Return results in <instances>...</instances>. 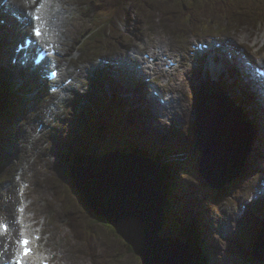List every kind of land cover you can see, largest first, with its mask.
Instances as JSON below:
<instances>
[{
	"label": "rangeland",
	"instance_id": "rangeland-1",
	"mask_svg": "<svg viewBox=\"0 0 264 264\" xmlns=\"http://www.w3.org/2000/svg\"><path fill=\"white\" fill-rule=\"evenodd\" d=\"M255 1L261 2V0ZM77 2L78 3L76 4V6L73 7L72 11L70 12V18L67 23L68 40L64 42L60 50V53L64 57L59 59V61L61 62L70 61L71 64L75 62V60L77 59V55H85L90 60L92 59V63H94L95 61L93 60L94 57H97L96 61H98V58H102L104 61L113 63L115 62L114 59H117L114 58L116 55H120L121 51L125 52L130 50L133 42L138 40L139 38L142 39L145 44V47L143 49V57L147 54L148 58L144 57V59L145 61L151 62V59L155 57L153 55L151 47L156 44L155 33L152 27H156L159 34H162L167 38L172 39L173 41H179L182 40V38L179 35H175L172 32V29H175L176 31H185L191 29L192 27L198 26V24L192 25V23L189 21L190 19L198 20L203 16L211 17L213 16L212 12L217 13L218 9L221 12H226L232 11V8L234 7H228L232 0H224V2H221L220 6L218 5V2L215 5H212L210 0L202 1V4L199 3L194 10H191L192 4H195L194 0H135L133 2L127 0H99L98 2H94V0H77ZM241 6L246 10L250 9V7L247 5ZM218 13L220 14L219 11ZM250 15H258V12L251 11ZM207 20H209V18H207L205 21L207 22ZM13 30L14 27H12V31ZM232 32L235 33L237 32V30H234ZM195 33L204 34L205 32L194 31V33L190 34L186 38ZM15 39H17V35L11 34L6 40L3 39L4 42L0 40V65L6 66L9 64V62L6 60L5 51L11 49V47L9 46L10 42ZM114 52H116L117 54H113ZM167 52L168 58L163 62H158V66L152 73V76L135 77L143 81V83L148 88L147 92H149L150 88L146 83L147 79L153 83L156 89L162 90L164 95L170 92L178 100V105L173 106L174 108L169 107L163 109V113L160 114V116L157 114H154L153 116L149 113L148 119H146L145 122L147 126L152 129H155L156 125L160 126V129L158 130V136L160 137L162 135L161 131H163V135L161 136L162 140L172 139V136L171 134H169L168 130L176 127L177 133H180L182 135V138L185 142V147L181 159H183L185 155L191 153L194 155L195 162L200 168V161L203 156L201 150L195 147V90H197L199 93L204 92L206 86L208 85L207 76L203 73H196L192 75V82L197 83L196 89L192 87L190 81L186 79L185 75L182 72L178 71V65L173 68L171 67L170 71H174L173 74L176 75L175 77H172L170 72H166L168 71L167 66L169 65V62H171L170 60H174L176 62L177 59L175 58L178 55L173 50H167ZM204 63L198 66L197 69L205 68L207 74V65L206 63ZM209 64H214V62L210 61ZM218 64L221 65L220 62ZM123 67V69L128 70V66L126 63L123 64ZM13 68L17 71L19 70L16 65ZM2 69L6 70L4 68ZM110 69L113 70L112 67L104 68L102 66L98 73L100 74L101 72ZM8 73L10 74V72ZM95 80L99 81L98 78L89 80L87 76V84H90ZM73 82L74 85L73 87H71V93L64 101L66 105V112L63 113V111H61L58 115L51 117L50 121L46 123L45 132H49V138L47 137V135L44 137L43 134L38 138L32 139L35 146H38L41 143L45 144V147L40 150V152H42V158L38 165L42 167V162L44 159L46 161L45 166H48V169L46 170V172H44L41 167H37L39 168L41 173L39 174V177H35L34 190L32 191L30 188H27V190L22 194H24L28 203L37 208L40 218L48 220L51 219V226L53 229L52 232H54L55 238L57 240L56 242L50 240V245L55 246L57 251L60 253L61 245L58 244L60 242L65 243L67 246V251L70 254L72 264H144L143 260H141L142 258L138 254H136V256L132 253V255L128 254L127 246H125L117 238L112 236V234L108 232L102 224L94 223L89 219L87 207L81 200L82 197L73 188V180L70 171L71 165L74 164L75 167H78V164L83 162V160H77L76 156L89 155L92 157L104 158L108 153L93 155L88 153L86 149L82 148L81 150L76 151L77 154L71 155L67 154L66 149V154L68 156L66 159H64L62 158L64 150L61 151L60 155H58L60 152L58 149H56V152L58 154L54 156L55 150L53 149V147H55V142L58 143V140L55 136L58 134L69 142H75L78 135L80 136L84 132V130L82 129V124L85 123L90 117L89 114L85 113L86 107H88L86 104L82 102L84 108L78 106V102L86 98L84 96L87 95L89 85L86 84L85 90H78L74 86H77L79 82ZM28 83L31 84V82ZM42 95L44 94L42 93L36 99L33 107L26 111L31 113V115H29L24 120H21L19 117H17L14 121H11L8 125L9 131L3 132L0 129V139L4 143L6 141L9 147H0V158L3 161H6L4 152L6 153V151H9L14 155V152L16 151V149H14V144H17V146L19 147V143L12 140L14 134L11 131H15L17 126L21 125V130H19L18 134H16L15 136V138L18 137L21 139L24 134H27V136L29 137V132L32 131V125L30 124V121L36 124L35 129L38 128L37 125L40 124V122H37L36 119L39 118L40 112L37 109V102ZM57 96L58 95H55V97ZM147 96H151L150 93H148ZM102 99L110 100L111 98L105 95ZM46 100L48 99L42 98L41 102L43 103ZM152 104L157 105V102L153 101ZM68 109H70L71 112H69ZM167 111H172L175 117L164 116L166 115ZM104 112L114 113L116 111L115 109L111 108L105 110ZM23 115L26 114L24 113ZM258 118L259 117H256L259 128L258 130H254V135L260 134L261 138V132L263 130L262 122H260ZM18 119L20 120L18 121ZM243 121L245 122L244 119ZM129 125L134 130V132H136L135 126L131 123ZM187 127L188 134L185 135L183 133V130L186 131ZM235 129L241 135V143L244 149L245 131L242 128ZM90 137L96 138V136L94 135H90ZM97 138L100 139L99 136H97ZM180 140L183 141L182 139ZM256 140L259 141V138H256ZM178 141L179 139H177L175 142ZM132 142L138 141L133 140ZM99 145V140H97L95 143L91 142V144H89L87 148L92 147L95 151H100V149L98 148ZM158 145L161 146V148H173V145L171 143H168L167 145L159 143ZM134 149L137 148L132 147L133 151ZM35 150H37V147H35ZM153 150L154 146L150 147V152H152ZM222 150L219 154H216L213 149L212 161L206 162L208 164V169L206 170L209 174L208 181L211 178L212 185H215V187L218 188L221 193H224L223 189L225 191H228L226 189L227 184L234 185V190L232 191V194L228 196V199L224 201H216V199L213 200L210 197L209 209L212 211V214L209 215V218L212 217L213 225H208L207 231L212 232L214 238L211 240L212 243L210 241H207L208 237H204V235L201 234L203 233V230H200L198 235L199 240H206L208 251L210 252V255L207 253L206 264H212L209 260L211 255L213 256V264H259L257 261V256H252L249 253L250 243L244 245L239 240L241 226L240 220H242L246 213L243 212V216L239 217V205L232 204L231 202L244 201V205L246 206L244 211L247 209L246 202L248 201V198H245L244 195H241L240 190L242 187H246V190L249 192L253 188L256 183L257 175L261 173L264 159L259 168H256L251 172L246 171L242 173L246 174L248 178L242 177L241 174L235 180H229L225 184L220 185V182L218 181V177L216 175H220L222 179L228 178L221 170ZM18 151L19 157L23 158L20 148H18ZM112 152H117L120 154L123 153L121 151ZM249 152L252 155L256 154L254 153L255 148L249 149ZM132 155L136 156L139 155V153L135 152L132 153ZM17 159L18 156H16L15 161ZM27 162L30 163L26 164L23 158L20 165L24 167H32L33 164L31 163L35 164V162L31 159H28ZM159 163L161 165L165 164L172 166L174 160L172 157L166 154L161 156V161ZM12 165L13 163L11 162L6 164L5 172H7L12 167ZM149 166L151 169H153L152 165ZM179 166H181V164L178 161L176 163L175 170ZM225 169L227 171H231L228 165L225 166ZM172 170L174 172L173 168ZM69 172L70 174L68 175ZM173 172H170V182H172L173 180ZM2 176L3 175L0 174V178ZM192 180L198 183L193 176ZM257 182L262 183L260 181ZM236 183L242 184L235 188ZM62 188L64 189V194L67 196L68 206L70 207L71 205H73L76 210L68 212L66 208H62L61 203L58 199L60 190ZM208 188L209 184L207 183L206 188L204 189L205 193ZM217 197L221 199L220 194ZM31 201H34V203H32ZM255 203L256 202L253 201L248 204L252 206ZM173 204L177 206L176 202H174ZM241 205L243 206V204ZM199 206L200 203L198 202L197 207ZM75 214L78 215V219H75L73 216H71ZM165 222L166 223L164 224V228L161 230V237L167 236V233H169V231H173V227H175V224L169 220L168 214L166 215ZM192 224H194V222ZM249 227L250 225H247L246 228ZM44 228L46 233L48 234L49 226L44 225ZM73 228H77V230L75 231L73 230ZM83 230H85L84 232L89 236L91 240V251L93 253H90L88 246L80 238L77 237V235L81 234ZM90 230L93 231L89 232ZM178 230L179 228L176 227L174 233L179 238L184 239L183 232L179 230L178 233ZM242 233L245 232L243 231ZM248 235L249 233L246 235V237ZM213 248H217L218 251H214ZM125 251L128 255H124ZM195 253L199 257L200 254L196 251ZM186 255L188 256L189 254ZM163 260L154 259L152 263L160 264ZM170 260L172 264V260H174V258L170 257ZM195 262L196 264H203L199 261Z\"/></svg>",
	"mask_w": 264,
	"mask_h": 264
},
{
	"label": "bare ground",
	"instance_id": "bare-ground-1",
	"mask_svg": "<svg viewBox=\"0 0 264 264\" xmlns=\"http://www.w3.org/2000/svg\"><path fill=\"white\" fill-rule=\"evenodd\" d=\"M130 1L133 2L135 0ZM22 2L24 4V8L28 10L31 0H22ZM22 2L21 0H7L6 3L3 4V1L0 0V40H6L11 34L17 35V39L10 42L9 46L11 47V49L5 51L6 60L9 62V64L6 66L0 65V129L3 132L8 131L7 123L10 120H14L19 115L20 111L32 108L39 94L41 95L42 93L45 95V98L50 101L49 104H45V107L48 110L50 116L49 121L52 116L57 115L59 109H61L63 113L66 112V105L64 101L68 97V93L65 92L63 96L60 95L59 97H55L49 94V89L53 91V86L52 81L47 78V75L49 74V72H46L47 68L45 67L44 69H46V71L43 69V72L41 73L39 72V67L33 68L31 61L28 63V65L20 64V61L24 60L23 49L19 50V53H16V49L20 48V46L18 47L17 43L23 40L22 38L26 36L27 32L30 31L31 34L34 25L38 23L35 22L33 18H31L29 21L25 20L23 23L18 22L19 25L17 27L13 26L14 22L16 21L15 11L17 10V12H21L23 7ZM210 2L212 3V5H215L218 0H210ZM77 3V0L43 1V12L45 15V19L49 23H47L44 18L43 20L46 22V26H49L51 28L49 31V36L52 40H55L59 43H62V41H64L63 37L65 36L64 24L66 22V15ZM199 3L202 4V2L195 1V4H192L191 6V10L196 9V6H198ZM234 5H247L253 12H258V15H249V17H241L238 19H233L231 17L214 18L213 16H203L198 20L190 19L189 21L192 23V25L198 24V26L192 27L191 29L185 31H176L175 29H172V32L175 35H179L182 38V40L179 41H173L172 39L160 34L165 38L166 43L178 46L181 50L185 52L188 51L193 55L207 52H201L204 44L215 45V51L208 52L203 58L208 65L207 78L212 82V85L214 87L213 90L215 92L217 91L228 101L230 109L232 110L231 125L233 143L230 148H223L224 157L222 163L223 165L221 167L222 172L231 180H235L238 177L236 171L234 170V167L238 168L239 174L243 173L242 171L244 170H254L259 167L260 162L264 156V87L261 79H259L254 73V68L247 75L244 72V68L249 66L247 65V63L249 62L251 66L254 65L250 61L258 52H261L264 49V38L260 37L261 34H264V9H262L264 5L263 0H261V2H257L255 0H232L228 7ZM218 11L221 13L219 9ZM207 18H209V20H207L206 22L205 20ZM231 24L234 25V30H237V32L225 33V28L227 26H231ZM12 27L16 29L12 31ZM194 31H203L205 33H195L186 38L190 34L194 33ZM39 44L43 48L45 47L44 37L43 40L39 42ZM161 46L166 48L164 44H162ZM132 50L136 54L135 57L128 55L123 56L125 60H131V64H128L130 68L127 70V74L121 73V68L123 69V64H125L123 63L120 64L119 67L107 66L110 64L103 66L104 68L114 67L117 72H119V74L108 73L104 75V73L102 72L99 75L98 72L102 67L100 58H98V61H96L97 57H94L93 60L95 61L93 64L92 59L90 60L88 57L82 56L81 61L84 62L85 65H89V69L86 70V74L81 83V87L87 84V76L93 77L96 74L98 77L101 76L102 79L101 88L98 91L94 92L92 96L86 97L81 101L88 106L86 107V112L90 115V117L93 115H99V120L102 123L110 124V122L113 121V129L106 128V134L103 138H97L98 135H94L96 136V138H93L90 137V133L98 132L100 130V126L96 123L89 122L83 129L84 132L80 136L78 135L76 141L67 144L66 147L75 151L81 150L82 148L88 150L89 148H87V146L91 144V142L95 143L97 140H99L100 145L98 146V148L100 149V154H107L104 150L108 147H111L113 149L121 150L128 156L132 155V153L137 152L140 156L151 160L153 162L152 164L155 166V170L157 172H160L162 178V194L164 200V207L162 205V216H164V222L162 228H160L159 230L161 232V230L164 228V224L166 223L165 218L167 215V202L164 191V178L161 172V164L159 162L161 161V156L166 154L172 157L174 162L178 161L181 157L184 143L180 140V138H177L179 139L178 142H175L177 139L160 140L158 136V130L160 129V126L156 125L155 129L147 126L145 122L147 119L146 107L148 106L152 110L154 105L150 103V100L142 97L138 85L134 82L133 78L128 75L131 74L136 76L137 74L138 76L142 77L147 76L143 74L139 68L134 66L144 63L143 59L141 58V46L137 43ZM33 51V47L27 50L28 55H31ZM209 53H212V55L209 56ZM15 58L17 60L16 62ZM214 59H218L223 67L219 66L217 63L209 64V62L213 61ZM259 60L261 64H264V53L259 58ZM118 61L120 60L118 59ZM197 61L198 63H204L202 58H198ZM15 65L18 67V71L13 68ZM42 65L47 66L46 59L42 61ZM173 67L174 66H172V68ZM2 68L6 70H3ZM155 69L156 68L154 67L153 71H155ZM247 69L250 70L251 68L248 67ZM8 72H10V74ZM44 72H46V75L43 78L41 76L44 74ZM68 73L74 77H78L79 75V73L74 72V70H68ZM28 82H31V84H29ZM149 87L153 88L154 86L151 84L149 85ZM209 92L210 90L206 89L203 94H207ZM105 95L109 96L111 99L103 100L102 98ZM152 97L156 98L157 96L153 95ZM111 108L115 109L116 112H104L105 110ZM68 110L69 112H71L70 109ZM170 114L171 111H167L166 115L164 116H168ZM109 116H113L114 120H110ZM256 117H259L258 120L262 122L263 130L261 132V138L260 134L254 135V130H258L259 128ZM44 119L46 120V118ZM243 119L245 120V122L243 121ZM130 123L135 126L136 132H134V130L130 127ZM31 125V128L35 129L36 125ZM227 127H229V125L226 123L224 128ZM235 128H242L245 131L244 149L241 143V135ZM161 132L163 133V131ZM28 138L32 140L34 137L29 133ZM256 138H259V141H257ZM133 140L138 141L139 144L146 147H150L148 145H153L154 150L152 152L140 150L135 146L134 143H132ZM159 143L164 145L171 143L173 145V148H161V146L158 145ZM58 144H61V141L58 140ZM14 145V149H16L14 155L12 152L6 151V153L4 152L6 161H3L0 158V174L3 175L0 178V187L11 189V186H16L19 184L17 187V190L19 191L21 187L20 185L24 182L23 177L21 176L17 180L12 176V174H10L9 172H5L2 166L3 164H8L10 162L13 164H20L22 162L23 158L19 157L18 147L16 144ZM0 147L9 148L7 142L5 141L4 143L3 141H1V139ZM132 147L137 149H134L133 151ZM206 148L208 150V158H206L205 160L206 162H211V146L210 149L209 147ZM253 148H255L254 153H256L254 155L249 152V149ZM59 152L61 154V150H59ZM64 154H66V149H64L63 155ZM16 156H18L20 159L18 163L15 161ZM41 158L42 157L39 156L34 162H37L39 164ZM227 165L231 169V171H227L225 169V166ZM216 176L218 177L219 175ZM159 180L161 181V179ZM72 184L74 185V183ZM171 184L172 206H175L173 203L176 202L177 206L179 207L178 209V207L175 206V208H172V210L176 212L179 217L183 219L185 225H187L194 218V215L190 213V205L193 204V206L197 208L198 197L193 196L192 193L194 190L192 189L186 188L184 191H180L178 189L174 172L173 180L172 182H170L169 186H171ZM226 189L228 191H225L223 189L224 200H227L228 196L232 194L234 185L227 184ZM260 189L264 190V186H260ZM244 192H246V187L241 188L240 194L243 195ZM31 202L34 203V201ZM17 203H20V207L22 210L18 211L15 209V205ZM231 203L236 205V201ZM9 207L10 208L5 213L4 222L6 224H8L6 214L9 212L11 214V222L14 221L15 225L18 227L23 226L24 233H29L32 230V235L35 239L32 243L40 244L44 238L47 243H50V238L45 231L44 225L40 221L34 219V217L32 216L33 210L29 208V204L23 196L21 199V197L15 195ZM91 210H93L96 216L102 217L98 215L93 208H91ZM170 214L171 213H168V218L171 219ZM109 222L111 223V221ZM248 225H250V227L244 230L245 233H241L239 240L244 245L250 243L249 253L252 256H257V261L259 264H264V203L258 209L252 212ZM1 230H3V228L0 226V231ZM92 231L93 230H90L89 232ZM170 232L171 231L167 233V236H163V238L170 241L186 244L188 248H191L194 254L195 261L206 264V240L203 241V247H200L197 244L194 246L189 241H187L185 237L184 239H181L178 236L170 234ZM248 233L249 235L246 237ZM84 236H86V239L83 242L88 246L90 253H93L91 251V240L89 236L86 233L84 234ZM10 240L13 243H16L17 241L15 238L11 239L10 236H7L5 239L0 238V242H4L7 245H11L9 243ZM11 246L12 247L8 249L3 248L5 253L10 251L11 249H14L9 254L11 256L10 259H3L2 254H0V264L9 263V260H14L15 264H17V261L20 262L23 260L22 251H20V249L14 244H12ZM194 250L199 254H203L204 250L206 253L205 261H200L198 255H196ZM44 254H46L45 251ZM50 260H52V264H60L61 259H53L50 256ZM33 261L35 264H40L37 260ZM49 262L50 261H47V263Z\"/></svg>",
	"mask_w": 264,
	"mask_h": 264
},
{
	"label": "water",
	"instance_id": "water-1",
	"mask_svg": "<svg viewBox=\"0 0 264 264\" xmlns=\"http://www.w3.org/2000/svg\"><path fill=\"white\" fill-rule=\"evenodd\" d=\"M196 114V147L203 156L200 171L208 180L206 147L210 149L213 145L214 152L219 154L225 146H232V110L224 98L211 99L202 94L196 100ZM226 123L229 127L224 128ZM76 159L83 162L78 167L71 166L75 190L98 215L111 221L144 264H153L154 259H164L160 264H171L170 257L174 258L172 264H196L186 244L161 237L162 178L151 160L123 153H112L104 158L77 155ZM234 170L239 176L238 168ZM218 180L223 185L231 179H222L219 175ZM209 181L211 183V178Z\"/></svg>",
	"mask_w": 264,
	"mask_h": 264
},
{
	"label": "trees",
	"instance_id": "trees-1",
	"mask_svg": "<svg viewBox=\"0 0 264 264\" xmlns=\"http://www.w3.org/2000/svg\"><path fill=\"white\" fill-rule=\"evenodd\" d=\"M195 1H199V2H202V1H206V0H195ZM222 1H224V0H218V5L220 6L221 5V2ZM132 143H134L135 144V146L137 147V148H139L140 150H143V151H146V152H150V147H153V146H150V147H146V146H144V145H141V144H139L138 142H132ZM145 153V152H144ZM59 155H60V153H59ZM67 154H64V155H62V158H67ZM157 160V159H156ZM72 166V165H71ZM160 167H161V172H162V175L164 176V191H165V197H166V202H167V208H166V211H167V214L168 213H171L170 214V217H171V219L169 218V220L170 221H172L176 226L175 227H173L174 228V230H175V228L177 227V228H179V230L180 231H182L183 232V234H184V237L186 238V240L187 241H189L192 245H198L199 246V243H200V241L197 239V238H195V237H193L192 235H191V231H192V227L190 226V232L188 231H186L185 230V223H184V221H183V219L182 218H180L179 217V215L176 213V212H174L173 210H172V208H175V206H172V203H171V192H172V184H171V186H169V184H170V172H172V166H170V165H160ZM70 174V172L68 173V175ZM74 188V187H73ZM75 189V188H74ZM78 193V192H77ZM82 198H81V200L83 201V203H84V205H86V207H87V210H88V213H89V219L91 220V221H93L94 223H98V224H102L104 227H105V229L108 231V232H110L111 234H112V236H114L115 238H117L120 242H122L125 246H127V248H128V254H134L135 256H136V253H135V251L133 250V248L128 244V242L118 233V231L116 230V228L105 218V217H99V216H96L95 214H94V212H93V210H91V208H89V206H88V204H87V202L85 201V198L80 194V193H78ZM71 216H73L75 219H78V215L77 214H75V215H71ZM179 225H182V227H179ZM73 230H77V228H73ZM174 230L173 231H171L170 232V234H172V235H174V236H177L175 233H174ZM179 230H178V233H179ZM85 230H83L82 232H81V234H78L77 235V237L78 238H80L82 241H84L85 239H86V236H84V234H85V232H84ZM203 243V242H202ZM200 247H203V246H200ZM127 252L125 251V253H124V255H128L127 254ZM131 254V255H132ZM201 255H199V257L201 258H199L200 259V261H205V256H206V253H205V251L203 250V254L202 253H200Z\"/></svg>",
	"mask_w": 264,
	"mask_h": 264
},
{
	"label": "snow or ice",
	"instance_id": "snow-or-ice-1",
	"mask_svg": "<svg viewBox=\"0 0 264 264\" xmlns=\"http://www.w3.org/2000/svg\"><path fill=\"white\" fill-rule=\"evenodd\" d=\"M36 18L39 19V17H36ZM33 31L35 32V35L37 37H39L41 35V31L39 28H34ZM20 242L24 246V255L30 254V249L28 248L29 241L27 239H23Z\"/></svg>",
	"mask_w": 264,
	"mask_h": 264
}]
</instances>
